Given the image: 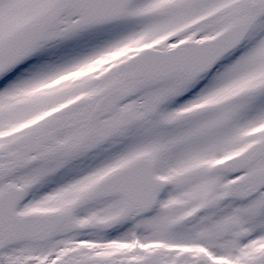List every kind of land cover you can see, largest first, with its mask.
<instances>
[{
  "label": "snow or ice",
  "instance_id": "snow-or-ice-1",
  "mask_svg": "<svg viewBox=\"0 0 264 264\" xmlns=\"http://www.w3.org/2000/svg\"><path fill=\"white\" fill-rule=\"evenodd\" d=\"M0 264H264V0H0Z\"/></svg>",
  "mask_w": 264,
  "mask_h": 264
}]
</instances>
